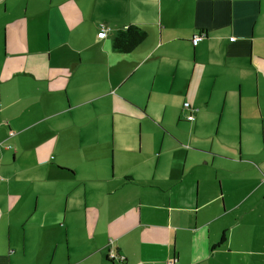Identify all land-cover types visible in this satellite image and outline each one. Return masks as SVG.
<instances>
[{
    "label": "crops",
    "instance_id": "0c3cea01",
    "mask_svg": "<svg viewBox=\"0 0 264 264\" xmlns=\"http://www.w3.org/2000/svg\"><path fill=\"white\" fill-rule=\"evenodd\" d=\"M12 1L0 264H264V0Z\"/></svg>",
    "mask_w": 264,
    "mask_h": 264
},
{
    "label": "rangeland",
    "instance_id": "374dc122",
    "mask_svg": "<svg viewBox=\"0 0 264 264\" xmlns=\"http://www.w3.org/2000/svg\"><path fill=\"white\" fill-rule=\"evenodd\" d=\"M17 1L18 0H13L12 1L13 5L16 4V9L18 11H21V12L23 11V13H25L26 11H28L30 13L31 10H38L41 7H45L46 6V4H45L46 2L43 3V0H22L23 3H21V2L17 3ZM10 2H11V0H10ZM55 2L56 3L57 2L61 3L62 0H55ZM43 4H45V6H43ZM66 9L78 13V10H80L79 0H71L68 4H66ZM66 17H67V23H68V25L70 26L71 29H73V27H75V26L78 27V26H81V25L82 26L86 25V22H83V20H78V19L74 20V18H72L70 15L67 14V11H66ZM89 27L90 26L88 25L87 35H86L87 38H91L93 36V30H91V28H89ZM76 34H78V33L72 32L71 39H75L76 37H78ZM73 41L74 40H72V44H75ZM77 42H76V44H77Z\"/></svg>",
    "mask_w": 264,
    "mask_h": 264
},
{
    "label": "built area",
    "instance_id": "2783aa9c",
    "mask_svg": "<svg viewBox=\"0 0 264 264\" xmlns=\"http://www.w3.org/2000/svg\"><path fill=\"white\" fill-rule=\"evenodd\" d=\"M107 32H108V28H106L105 26H102V29H101V31L99 32V34H98V36H99V38H105L106 36H107ZM204 37H205V34L203 33H200V34H198V35H195L194 36V38H193V44L194 45H198L203 39H204ZM232 41L234 40V38H232L231 39ZM184 107L187 109V110H189L190 111V113L188 114V116H187V119H188V121L189 122H193V121H195V119H196V116H195V113L198 111V109H196V108H193L191 105H190V103H185L184 104ZM13 134V133H12ZM110 259L111 260H115L116 258H117V256H116V254L115 253H111L110 254ZM121 260H123V258H121ZM175 262H176V259H172V260H169L168 262H167V264H175ZM141 264H143V263H141ZM145 264V263H144Z\"/></svg>",
    "mask_w": 264,
    "mask_h": 264
},
{
    "label": "trees",
    "instance_id": "16d2710c",
    "mask_svg": "<svg viewBox=\"0 0 264 264\" xmlns=\"http://www.w3.org/2000/svg\"><path fill=\"white\" fill-rule=\"evenodd\" d=\"M140 39H141V36L138 37V35H136V36L134 37V40L131 41L132 44H131V45H128V44H127L128 42H125V41L123 40V34H121V36L118 37V39H117L115 45H116V47H117L118 49H121V50L127 51V49H129L130 47L136 45V44L140 41ZM173 259H176V258H173Z\"/></svg>",
    "mask_w": 264,
    "mask_h": 264
}]
</instances>
